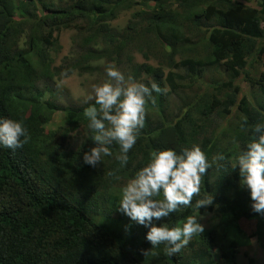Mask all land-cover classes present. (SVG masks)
Segmentation results:
<instances>
[{
  "label": "trees",
  "instance_id": "1",
  "mask_svg": "<svg viewBox=\"0 0 264 264\" xmlns=\"http://www.w3.org/2000/svg\"><path fill=\"white\" fill-rule=\"evenodd\" d=\"M138 7L123 29L112 28L123 12ZM67 29L81 34L83 51L56 66L59 33ZM24 33L27 47L20 49ZM137 54L143 63L135 61ZM100 61L167 91L153 93L155 102L146 105L127 164L116 159L114 144L112 157L93 169L83 165L82 155L94 146L84 114L94 101L64 106L48 84L65 78V69H71L68 76L91 74ZM259 62L264 66V0H74L68 7L0 0V118L22 120L29 132L22 148H0V264H240L243 240L255 238L264 249V217L251 212L239 170L231 169L252 126L264 122V71L252 74ZM243 75L258 96L243 93L237 102ZM208 76L206 88L193 86ZM46 93L49 98L40 100ZM57 114L62 124L50 131ZM193 144L212 164L200 196H215L217 209L208 211L221 223L175 256H167L163 244L143 255L142 249H151L147 230L133 224L125 231L131 222L117 211L122 189L153 152ZM217 153L225 159L213 162ZM191 214L200 213L181 209L167 223L182 225ZM242 221L255 224L249 236Z\"/></svg>",
  "mask_w": 264,
  "mask_h": 264
},
{
  "label": "clouds",
  "instance_id": "2",
  "mask_svg": "<svg viewBox=\"0 0 264 264\" xmlns=\"http://www.w3.org/2000/svg\"><path fill=\"white\" fill-rule=\"evenodd\" d=\"M70 71L65 69L61 76L67 77ZM105 74L107 79L94 85L93 95L88 96V101L94 103L84 110L88 128L94 132V146L83 152L82 163L93 169H97L105 157H112L114 144L119 146L120 152L116 159L122 166L127 164L128 154L145 125L146 105L155 102L153 93L167 91L154 81L146 84L132 76L126 77L114 63L105 68ZM246 124L245 119L241 130H247ZM28 139L29 132L22 120L0 118V148L15 151ZM233 143H237L235 138ZM224 159L221 153L212 157L213 162ZM211 167L207 153L199 144L179 150H157L147 165L123 187L117 211L131 222L125 226V231L133 224L147 230L144 238L151 249H142L143 255L163 244L165 254L175 256L194 236L205 232L204 221L213 215L208 210L217 209L215 196L211 193L200 196L202 177ZM231 169L239 170V184L248 193L251 212L264 217V122L252 126V138ZM161 193L163 199H157ZM194 197L197 199L193 203ZM185 208H193L200 214L187 215L182 225L167 223L173 213Z\"/></svg>",
  "mask_w": 264,
  "mask_h": 264
},
{
  "label": "rangeland",
  "instance_id": "3",
  "mask_svg": "<svg viewBox=\"0 0 264 264\" xmlns=\"http://www.w3.org/2000/svg\"><path fill=\"white\" fill-rule=\"evenodd\" d=\"M21 1V0H18ZM22 1H33V0H22ZM48 3H53L55 7H68L71 5L72 1L74 0H46ZM251 6L255 7V3H251ZM40 7V6H39ZM139 10V7L132 10V11H125L123 12L120 17L111 23L112 28H116L118 30L123 29L131 20L133 14ZM38 17L41 16V12L38 10ZM28 33V32H26ZM24 33L19 41V47L20 49H24L27 47V34ZM81 34L78 33L75 29H67L63 30L59 33V43L61 45V51L57 54L53 55L54 61L56 66L58 65H64L68 62H73L79 54L83 51L82 46V39ZM135 61L138 63H143L144 59L140 54H137L135 56ZM149 64H152L153 62H148ZM115 65L119 68L121 72L124 74L127 72V69L123 66H118L116 63ZM108 66L104 61H100L96 64H94L92 67L95 69V71L91 74H85V75H79L77 72L73 73L72 75L61 78V79H55L54 81L50 82L48 85L51 88V91H54L56 93V97L59 100V103L67 106V105H73V106H79L82 104H85L88 101V96L93 95V86L103 83L107 77L105 74V68ZM264 71V66L262 62H259L257 70L252 72L256 78H258L260 75V72ZM127 77V76H126ZM210 79V76L206 78L205 81H199V82H192L194 83L193 86L195 87H203L206 88L208 85V81ZM245 75L241 76L239 80H237L236 84L239 85L242 88V93L238 97L237 102H239V99L242 98L243 93L245 96H248V98H252V96H258V88L255 85L247 84ZM50 96V93L42 94V96H39L40 100L42 99H48ZM261 98L258 97V100ZM171 105L173 108L177 105L176 100H171ZM62 124V115L57 114L54 120L53 125L49 126L48 129L55 130L56 127L60 126ZM53 126V127H52ZM71 145L75 146L77 144L76 137L71 138ZM225 162V161H224ZM226 163V162H225ZM213 215L208 217L204 223L206 224L205 230H211V229H218L217 226L221 223L220 216L213 212ZM241 228L246 232V236H249L254 228V223H248L245 221H242L240 223ZM235 237V236H233ZM246 238V237H245ZM243 244L240 249L239 254V262L240 264H250V262L253 260V264H264V249L259 246L255 238H249L246 240H243Z\"/></svg>",
  "mask_w": 264,
  "mask_h": 264
}]
</instances>
